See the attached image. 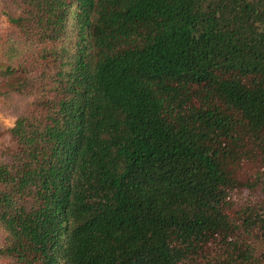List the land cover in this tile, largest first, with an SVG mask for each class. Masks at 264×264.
Segmentation results:
<instances>
[{"label":"trees","instance_id":"16d2710c","mask_svg":"<svg viewBox=\"0 0 264 264\" xmlns=\"http://www.w3.org/2000/svg\"><path fill=\"white\" fill-rule=\"evenodd\" d=\"M7 1L3 264H264V0Z\"/></svg>","mask_w":264,"mask_h":264},{"label":"rangeland","instance_id":"374dc122","mask_svg":"<svg viewBox=\"0 0 264 264\" xmlns=\"http://www.w3.org/2000/svg\"><path fill=\"white\" fill-rule=\"evenodd\" d=\"M10 9V4L7 0H0V62L4 61L2 58V40L10 31L7 22L6 12ZM17 75L11 76L5 86L12 84L17 79ZM4 88L0 85V89ZM26 103L21 98L13 95L12 92L0 93V152L8 145H12L9 134H5L2 128L3 125H11L17 110H21ZM4 261L0 259V264Z\"/></svg>","mask_w":264,"mask_h":264}]
</instances>
